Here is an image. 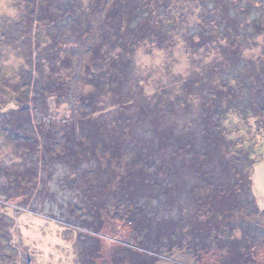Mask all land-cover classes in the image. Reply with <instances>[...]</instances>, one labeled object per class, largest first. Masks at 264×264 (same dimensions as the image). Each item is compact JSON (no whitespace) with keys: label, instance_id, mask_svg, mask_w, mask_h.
Returning <instances> with one entry per match:
<instances>
[{"label":"rangeland","instance_id":"374dc122","mask_svg":"<svg viewBox=\"0 0 264 264\" xmlns=\"http://www.w3.org/2000/svg\"><path fill=\"white\" fill-rule=\"evenodd\" d=\"M0 264H264V0H0Z\"/></svg>","mask_w":264,"mask_h":264}]
</instances>
